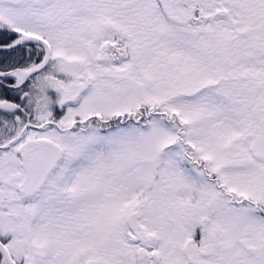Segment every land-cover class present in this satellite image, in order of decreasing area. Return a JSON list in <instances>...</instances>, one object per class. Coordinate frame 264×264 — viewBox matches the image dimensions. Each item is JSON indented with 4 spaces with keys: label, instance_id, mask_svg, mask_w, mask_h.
I'll return each mask as SVG.
<instances>
[{
    "label": "snow or ice",
    "instance_id": "1",
    "mask_svg": "<svg viewBox=\"0 0 264 264\" xmlns=\"http://www.w3.org/2000/svg\"><path fill=\"white\" fill-rule=\"evenodd\" d=\"M0 264H264V0H0Z\"/></svg>",
    "mask_w": 264,
    "mask_h": 264
}]
</instances>
